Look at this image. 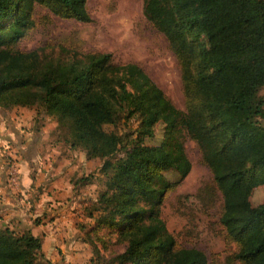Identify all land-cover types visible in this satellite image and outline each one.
Listing matches in <instances>:
<instances>
[{
    "label": "trees",
    "instance_id": "16d2710c",
    "mask_svg": "<svg viewBox=\"0 0 264 264\" xmlns=\"http://www.w3.org/2000/svg\"><path fill=\"white\" fill-rule=\"evenodd\" d=\"M34 2L64 18L89 22L86 0H0V107L41 105L89 158H104L107 175L98 195L95 228H109L126 246L117 264H208L204 251L176 246L160 216L161 197L140 201L173 185L164 170L174 166L165 141L147 142L154 122L143 95L114 72L110 52L50 59L14 42L31 24ZM145 17L175 53L184 95L174 123L183 124L199 146L210 145L222 160L213 179L222 193L219 220L237 243L239 264H264V200L243 207L235 189L264 184V0H143ZM155 115L158 102L154 101ZM138 124L125 153L111 160L122 134L105 128L122 117ZM124 134L129 135L124 132ZM0 264H56L29 229L0 226Z\"/></svg>",
    "mask_w": 264,
    "mask_h": 264
},
{
    "label": "rangeland",
    "instance_id": "374dc122",
    "mask_svg": "<svg viewBox=\"0 0 264 264\" xmlns=\"http://www.w3.org/2000/svg\"><path fill=\"white\" fill-rule=\"evenodd\" d=\"M86 3L92 17L89 22L58 16L34 2L32 25L14 42V47L37 48L43 56L64 61L74 54L110 52L115 74L130 89L143 95L150 119L155 120L154 135L147 142L159 144L164 140L174 158V166L164 170L173 185L162 196L153 192L140 204L147 206L161 197L160 216L173 234L176 246L200 248L208 264H239L234 257L237 243L219 220L222 193L214 182L213 171L222 167V160L212 146H199L183 124L174 123L177 109H184V95L179 63L166 36L145 17L143 0H86ZM258 92L264 95V88L259 87ZM14 106L19 118L32 112V124L36 122L42 130V150L50 162L58 168L69 162L65 184L66 187L70 184L72 191L67 200L76 201L71 211L75 228L79 230L74 239L84 240L78 246L71 245L73 261L75 264H117L115 255L123 251L126 241L109 228L94 229L100 212L98 195L105 188L107 176L100 169L104 158L87 157L85 144L70 136L54 116L45 114L41 105ZM137 124L136 116L122 117L115 124H106L105 128L122 134L126 142ZM128 142L126 146L118 144L109 158L115 160L122 156L130 146ZM4 157L7 162L13 159L10 153ZM232 197L243 207L256 205L264 200V184L237 188ZM58 251L61 253L62 248ZM57 258L64 260L60 255Z\"/></svg>",
    "mask_w": 264,
    "mask_h": 264
},
{
    "label": "crops",
    "instance_id": "0c3cea01",
    "mask_svg": "<svg viewBox=\"0 0 264 264\" xmlns=\"http://www.w3.org/2000/svg\"><path fill=\"white\" fill-rule=\"evenodd\" d=\"M15 111L16 106L0 109V226L19 232L29 229L40 237L48 258L58 264H75L70 247L84 240L74 239L79 230L71 211L76 201L67 200L72 191L65 184L69 162L60 168L50 162L42 150V130L36 122L32 124V112L19 118ZM7 153L15 160L16 184L9 182Z\"/></svg>",
    "mask_w": 264,
    "mask_h": 264
},
{
    "label": "built area",
    "instance_id": "2783aa9c",
    "mask_svg": "<svg viewBox=\"0 0 264 264\" xmlns=\"http://www.w3.org/2000/svg\"><path fill=\"white\" fill-rule=\"evenodd\" d=\"M8 178L9 182L16 184L17 182V168L14 159H9L8 161Z\"/></svg>",
    "mask_w": 264,
    "mask_h": 264
}]
</instances>
